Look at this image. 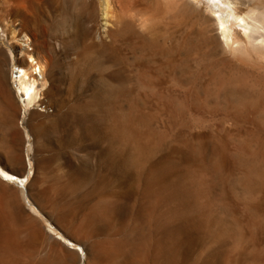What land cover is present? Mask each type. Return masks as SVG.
I'll use <instances>...</instances> for the list:
<instances>
[{"label": "rangeland", "instance_id": "374dc122", "mask_svg": "<svg viewBox=\"0 0 264 264\" xmlns=\"http://www.w3.org/2000/svg\"><path fill=\"white\" fill-rule=\"evenodd\" d=\"M4 1L0 24L8 37L27 35L33 54H45L48 73L54 71L49 111L38 109L50 119L34 122H41L34 127L38 140L8 63L0 74V161L14 176L0 183V264H74L75 258V264H151L154 257L167 264H264V58L255 63L241 49H224L199 63L201 52L187 46L200 23L187 2L215 18L231 12L234 23L232 6L110 0L114 14L105 17L101 0H81L95 8L86 14L72 13L69 0H24L5 14ZM241 2L243 10L264 13V0ZM105 25L122 33L114 44ZM9 45L17 44L0 36L3 53ZM158 52L166 57L150 58ZM75 68L85 105L71 142ZM15 178L25 182L14 184ZM13 193L23 209L33 204L35 219L58 226V235L78 246L49 252L29 222L7 218L2 205Z\"/></svg>", "mask_w": 264, "mask_h": 264}, {"label": "bare ground", "instance_id": "6f19581e", "mask_svg": "<svg viewBox=\"0 0 264 264\" xmlns=\"http://www.w3.org/2000/svg\"><path fill=\"white\" fill-rule=\"evenodd\" d=\"M24 0H5L2 5H3V11L5 14L9 13L10 11L14 10V7H18L21 5V3ZM89 1V0H88ZM114 1V0H113ZM70 2V6H71V11L74 14H86V13H92L94 11L95 8L92 9V11H89L87 9H85L84 6L81 5V0H69ZM102 3V5H104V15L105 17L107 16V13H110V0H101L100 1ZM110 2V3H109ZM119 2V1H118ZM131 2V1H130ZM183 2V1H181ZM187 2V1H184ZM226 3L230 4L232 6V11L235 18V24L232 22H229V17L231 16V12H227V15L222 16V17H218L215 18L212 16V14H214L215 12L212 10H206V8L203 9V7L199 4L196 3H191V2H187V6L189 7L190 13L194 14L196 13L198 18H199V25L198 28L196 30V38L191 39L190 41H188V50L192 51V52H201V54H197L195 57V61L202 63L205 61H214V57H216L220 51H224V49H231V51L236 52V53H240L241 51L245 54V56L247 58H249V60L252 61H256L259 62L261 59L263 60L264 58V13L262 11H260L259 9H257L256 7H246L245 10H243L242 6L243 3L241 2V0H225ZM90 4V3H89ZM122 4V3H121ZM176 6V5H175ZM257 6V5H255ZM23 7V6H22ZM103 7V6H102ZM114 8V7H113ZM152 8V7H151ZM168 8V7H167ZM176 9V8H175ZM97 10V9H96ZM102 10V9H101ZM100 10V11H101ZM173 10V9H172ZM109 11V12H108ZM114 11V10H113ZM129 11V10H127ZM264 11V10H263ZM117 12V11H116ZM114 14V13H113ZM226 14V13H224ZM72 15V14H71ZM70 15V16H71ZM89 15V14H88ZM78 16V15H77ZM194 16V15H193ZM104 17V20L106 19ZM112 16H110L111 18ZM114 17V16H113ZM78 18V17H77ZM80 18V17H79ZM130 18V17H129ZM109 19V18H108ZM113 19V18H112ZM131 19V18H130ZM4 20H6L4 18ZM111 21V19H110ZM113 21V20H112ZM133 21V20H132ZM9 23V27L12 28V26H10V21H7ZM109 22V21H108ZM115 22V21H114ZM123 22V21H122ZM144 22V21H142ZM7 23V24H8ZM106 23V22H105ZM104 23V24H105ZM129 23V22H128ZM132 24V23H131ZM195 24V23H194ZM241 24V25H240ZM6 25V24H5ZM4 24H0V36L3 38H7L8 40L11 41H15V43L17 44L16 47H14V45H9L12 46L11 49L8 50V53H3L2 50H0V74L1 72H3V68L7 67V65L9 64L10 68H11V79H12V84L15 90L16 94H20V97L22 98V104L24 106L25 112H31L32 113V117L30 119L31 123H29L28 125V129L31 133V135L33 136L34 139H37L38 137L34 136V129L36 128L35 126H38L37 123H39L37 121L36 125H35V121H36V117L39 118V116L46 118L50 116V114L46 113V115L43 113H41L38 109L39 108H43V110H45L47 112V100L48 98H50V94L53 92V89L50 87V81L48 78V74L53 73L54 69L49 70L50 73H48V68H49V61L46 59L45 54L41 53V54H36L37 52L34 50H32V48H30V44H32L31 39L27 36V35H22L20 37H16L14 35V32H12L13 34H11V38L8 37L7 35V30H6V26ZM107 25H111L108 24ZM68 26V25H67ZM238 26H241L240 28H243V34L242 37H240L239 33L236 31V28ZM108 26L105 25V32L104 35L107 36L110 39L111 44L115 43V36L118 35L120 36L122 33L116 30H112L110 28H107ZM104 28V29H105ZM136 28V27H135ZM119 29V28H117ZM239 30V29H238ZM103 32V31H102ZM98 33V32H97ZM100 33V32H99ZM145 33V32H144ZM241 33V32H240ZM75 35V34H74ZM195 37V36H194ZM78 38V37H77ZM74 39V38H73ZM102 36L101 34H97V40L100 42V44H102L101 42ZM147 42V41H146ZM14 44V43H13ZM71 45V44H70ZM100 46V45H99ZM108 47H110L109 45H106ZM225 47V48H224ZM101 48V47H100ZM111 48V47H110ZM167 48V47H166ZM158 49V48H157ZM241 49V51H240ZM81 50V48H80ZM169 50V49H168ZM229 50L228 53H229ZM35 51L36 53L33 54V52ZM154 51V49H153ZM157 51V50H156ZM189 51V52H190ZM240 51V52H238ZM81 53V52H80ZM87 53V52H86ZM191 53V52H190ZM85 54V53H84ZM153 54V53H152ZM223 54V53H222ZM242 54V53H241ZM21 56L20 58H17V56ZM42 55V56H41ZM235 55V54H234ZM49 56V55H48ZM160 57V59L165 58L166 56H163V54H159L155 53L152 57L150 58H154V57ZM172 56V55H171ZM232 56V55H231ZM236 56V55H235ZM243 56V54H242ZM244 56V57H245ZM228 57V56H227ZM240 57V56H239ZM4 58V59H2ZM169 58V57H168ZM165 59L168 63L171 62L170 59ZM224 58V57H223ZM235 58V57H234ZM243 58V57H241ZM240 59V58H239ZM187 60V59H186ZM247 60V61H249ZM259 60V61H258ZM154 61V60H152ZM246 61V62H247ZM174 62V61H173ZM255 62V63H256ZM8 63V64H7ZM172 63V62H171ZM249 63V62H248ZM260 63V62H259ZM252 65V64H251ZM263 65V64H262ZM172 66V64H171ZM254 65H252L253 67ZM257 66V65H256ZM170 67V66H169ZM167 67V68H169ZM261 66H259L260 68ZM53 68V67H51ZM8 69V68H7ZM170 69V68H169ZM81 70V69H80ZM79 70V68H75L72 72H71V81H72V86L75 88L74 91L76 93H74V99H73V104L71 107V110L69 111V116L70 117V122L69 124H67V126H71L72 125V130H73V135L71 138V142L73 140L76 141L77 138L79 137L80 131H81V126H82V111L84 109V105H85V101L83 100V98L80 97L79 93V89L80 87V81H81V71ZM173 70V69H172ZM109 71V69L107 70ZM169 71V70H168ZM175 71V70H174ZM100 72V70H99ZM55 73V72H54ZM179 73V72H178ZM181 73V72H180ZM108 74V73H107ZM4 75V74H3ZM97 75V74H96ZM109 77V76H107ZM111 77V76H110ZM0 75V95L1 92L3 91V79ZM85 80V79H84ZM109 81V80H108ZM5 82V81H4ZM104 82V81H103ZM180 84V83H179ZM49 85V87L47 86ZM113 86V85H112ZM115 91V90H114ZM113 92V91H112ZM8 94V93H7ZM10 94V93H9ZM8 94V95H9ZM81 94V93H80ZM115 94V93H114ZM53 95V94H52ZM7 97V96H5ZM71 97V96H70ZM8 99V98H7ZM10 102V101H9ZM51 103V102H50ZM12 105V110L14 111V106ZM237 109V108H236ZM49 111V110H48ZM53 116V115H52ZM9 117V116H8ZM11 118V117H10ZM64 118V117H63ZM50 119V118H49ZM48 120V119H47ZM29 122V121H28ZM27 122V123H28ZM63 122V121H62ZM41 123V122H40ZM8 124V123H7ZM42 125V124H41ZM55 125V124H54ZM61 125V123H60ZM43 126V125H42ZM59 126V125H58ZM66 126V127H67ZM11 127V126H10ZM13 127V126H12ZM35 127V128H34ZM51 127V126H50ZM57 127V126H56ZM62 126H60L61 128ZM40 128V127H38ZM44 128V127H43ZM42 128V129H43ZM59 128V129H60ZM41 129V128H40ZM62 129V128H61ZM38 131V129H36ZM47 130V129H46ZM46 130L43 131L46 132ZM62 131V130H60ZM67 131V129H66ZM42 132V131H41ZM38 132L41 134V136H43V132ZM64 132V131H63ZM51 133V132H50ZM61 133V132H60ZM59 133V134H60ZM39 134V135H40ZM58 134V135H59ZM38 135V134H37ZM57 135V136H58ZM69 135V134H68ZM15 136V135H14ZM49 136V135H48ZM53 136V135H51ZM50 136V137H51ZM61 135H59L60 137ZM40 137V136H39ZM44 137L45 133H44ZM64 138V137H63ZM49 139V137H48ZM67 139V138H66ZM64 139V140H66ZM13 140V139H12ZM38 140V139H37ZM42 140V139H41ZM51 140V139H50ZM61 140V142H64V140L62 141V139H58ZM68 140V139H67ZM14 141V140H13ZM43 141V140H42ZM47 141V139L45 140ZM70 141V140H69ZM68 141V142H69ZM60 142V143H61ZM38 143V142H37ZM10 152V151H8ZM7 155V154H6ZM37 155V154H36ZM40 155V154H38ZM37 155V156H38ZM14 160H16L15 157H13ZM99 163V162H98ZM96 164V163H95ZM89 166V165H88ZM39 168V167H38ZM41 169V168H39ZM101 169V168H100ZM21 174V173H20ZM12 177H14L9 171L6 170V166L5 164H3L0 161V183L4 184L5 182H8ZM28 177V176H27ZM28 179V178H27ZM12 180V179H11ZM16 182L14 184L18 183V180H20L21 183L25 182V179L21 178H15ZM14 182V181H13ZM19 188V187H18ZM21 191V196L22 198L25 200V195H24V189H19ZM24 195V196H23ZM45 199V198H44ZM1 201V200H0ZM46 202V201H45ZM26 204V201H25ZM29 211L23 209L21 207L20 204V199L17 196L16 193H13L11 195H8L5 199V202L2 205V210L5 211L6 213V217L9 219H15V217H18L20 219H23L27 222L30 223L31 228L33 230H35V232H37V234H39V236L42 239H38L40 242L45 244V248H48L49 252L52 251H65L67 250L71 245V247H75L78 246L75 243L74 239H65L64 237H61L60 235H58L59 233L56 232V228L58 226H54V228L50 225V223H48L47 225L41 223L39 220L35 219L36 217H34V214H36L37 212L34 211V208L32 207L33 204H31V202L29 201ZM23 205V204H22ZM37 206V205H35ZM42 206V205H41ZM46 207V206H45ZM42 208V207H40ZM48 208V207H46ZM59 208V207H58ZM28 209V208H27ZM44 209V207H43ZM42 209V210H43ZM39 210V209H36ZM41 210V211H42ZM56 212V211H55ZM45 213V212H44ZM51 213V212H50ZM49 213V214H50ZM59 213V211H58ZM38 214V213H37ZM47 214V213H45ZM49 214H47L49 216ZM52 214V213H51ZM50 214V216H52ZM46 215V216H47ZM15 216V217H14ZM47 216V217H48ZM49 216V217H50ZM48 217V218H49ZM57 217V216H56ZM55 217V218H56ZM59 218V217H57ZM40 219V217H39ZM53 220V217L50 218ZM49 219V220H50ZM48 220V219H47ZM45 223V222H44ZM56 225V224H55ZM60 226V225H59ZM71 226V224H70ZM73 227V226H72ZM72 227H68L67 228H72ZM75 228V227H74ZM60 229V228H59ZM58 229V230H59ZM78 231V230H77ZM66 232V230H65ZM62 233V232H61ZM68 233V232H67ZM55 236V234L57 235V237H59L60 239H57V237H51L53 235ZM66 234V233H65ZM68 235V234H67ZM76 235V234H74ZM73 235V236H74ZM50 236V237H49ZM49 238V239H47ZM55 238V239H52ZM5 241V239H4ZM13 246L16 247V243L14 241V239L12 240ZM69 243V244H67ZM144 244V243H143ZM153 244V243H152ZM87 245V244H86ZM41 246V245H40ZM44 246V245H43ZM84 246V245H83ZM125 246H127V244H125ZM130 246V245H129ZM29 247V246H28ZM146 247V246H145ZM157 247V246H155ZM46 248V249H47ZM123 248V247H122ZM128 248V247H126ZM141 248V247H140ZM157 249V248H156ZM176 249V248H175ZM118 250V249H117ZM167 250V249H166ZM45 251V250H44ZM113 251V250H112ZM84 252V251H83ZM112 253V252H111ZM157 253V252H156ZM48 254V253H47ZM123 254V253H122ZM167 254V253H166ZM174 254V253H173ZM151 257V256H150ZM173 257V256H172ZM171 257V258H172ZM78 258V257H77ZM128 259V258H127ZM10 260V259H9ZM111 261V260H110ZM153 263L151 264H167L166 262H161L159 261L157 258L153 259L152 261ZM10 263V262H9ZM29 262H27L28 264ZM72 263V261H71ZM77 263V259L75 258L74 260V264ZM106 263V262H105ZM147 263V262H146ZM26 264V263H25ZM103 264V263H102ZM172 264V263H171Z\"/></svg>", "mask_w": 264, "mask_h": 264}]
</instances>
